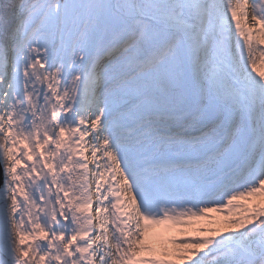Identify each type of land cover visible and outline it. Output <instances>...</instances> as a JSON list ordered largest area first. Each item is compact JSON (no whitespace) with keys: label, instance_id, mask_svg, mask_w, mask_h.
<instances>
[{"label":"snow or ice","instance_id":"obj_1","mask_svg":"<svg viewBox=\"0 0 264 264\" xmlns=\"http://www.w3.org/2000/svg\"><path fill=\"white\" fill-rule=\"evenodd\" d=\"M257 197L264 0H0V264H264Z\"/></svg>","mask_w":264,"mask_h":264},{"label":"bare ground","instance_id":"obj_2","mask_svg":"<svg viewBox=\"0 0 264 264\" xmlns=\"http://www.w3.org/2000/svg\"><path fill=\"white\" fill-rule=\"evenodd\" d=\"M256 200H261V197H258ZM239 211H240L239 209L234 210L233 213L231 214V215H232V218H235L236 214H237ZM225 217H226V218H229V217L223 215L222 213H220V214L216 217V220H218V222H223V221L227 220ZM213 225H216V224H213ZM217 225H218L217 227H223V224H222V223H217ZM152 231L162 233L164 236L169 237V236H167L166 233H168V232H170V231H167V232H166L164 229H160V228L153 229ZM168 246L170 247V246H173V245H171V244L169 243Z\"/></svg>","mask_w":264,"mask_h":264},{"label":"rangeland","instance_id":"obj_3","mask_svg":"<svg viewBox=\"0 0 264 264\" xmlns=\"http://www.w3.org/2000/svg\"><path fill=\"white\" fill-rule=\"evenodd\" d=\"M171 247V246H170Z\"/></svg>","mask_w":264,"mask_h":264}]
</instances>
